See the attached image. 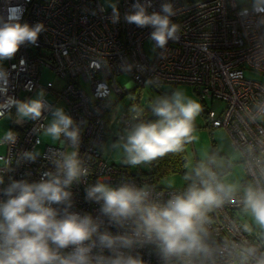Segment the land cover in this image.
<instances>
[{
  "label": "built area",
  "instance_id": "1",
  "mask_svg": "<svg viewBox=\"0 0 264 264\" xmlns=\"http://www.w3.org/2000/svg\"><path fill=\"white\" fill-rule=\"evenodd\" d=\"M164 2H170L176 11L171 20L179 26V39L169 40L166 48L160 49L149 38L150 27L139 28L125 21L134 0H114L115 20L112 7L101 0H0V21L6 20L9 7L18 5L23 9L21 23L43 25L35 45L25 43L13 58L0 61V70L7 74L8 95L24 100L35 90L43 67L62 79L57 89H51L49 82L55 100L46 101L64 108L80 128L75 150L89 170L87 177L69 189V211L90 214L100 222V231L113 235L130 234L131 222L127 227L111 224L100 212L101 204L86 199L87 187L98 180L112 187L130 184L145 188L149 203L164 204L192 184L201 186L202 178L195 175L181 188H163L149 174L133 172L129 166L103 157L101 146L107 135L123 139L125 129L146 122L152 114L150 107L145 108L134 120L133 109L141 108L138 104L120 111L117 101L127 90L115 80L120 74L129 75L135 89L153 88L157 97L163 93L159 85L184 83L193 86L202 102L220 103L221 109H207L208 126L223 128L231 146L241 153L247 174L241 187L264 189V81L245 76L246 71L264 76V12L255 11L254 3L239 4L238 0H151L148 12H159ZM112 94L117 96L115 101ZM14 112L13 108L11 114ZM48 116L49 112H43L39 120L22 125L12 120L8 130L17 133L16 143L0 145L4 148L0 152V200L5 199L2 190L13 180L39 182L45 172H55L59 152L73 150L67 142L59 141L46 145L35 161L23 159L24 152H36L42 132L39 125L46 127ZM203 166L222 183L212 159ZM244 197V190L236 191L206 212L204 249L200 252L166 262L155 243L123 251L138 255L143 264H260L264 261V234L251 235L237 217V212L245 209ZM53 207L62 210L64 206Z\"/></svg>",
  "mask_w": 264,
  "mask_h": 264
},
{
  "label": "clouds",
  "instance_id": "2",
  "mask_svg": "<svg viewBox=\"0 0 264 264\" xmlns=\"http://www.w3.org/2000/svg\"><path fill=\"white\" fill-rule=\"evenodd\" d=\"M111 7L115 20L116 5ZM150 7L151 0L143 3L134 0L124 19L139 28L150 27V40L157 48L165 49L169 40L179 39V26L171 20L176 11L170 2L162 3L159 12L149 13ZM253 7L264 12V0H254ZM22 12L21 6L9 7L6 20L0 21V61L13 58L25 43H37L43 25L21 23ZM0 97V118H12L14 108V123L22 125L25 121H37L43 112H49L51 120L47 126L39 125L42 134L52 141L67 142L73 149L59 152L54 160L55 172H45L39 182L13 180L2 190L5 199L0 200V264H143L138 255L123 250L155 243L167 262L171 257L204 249L206 212L223 203L224 197H231L234 186L216 182L215 173L201 165L196 169V175L202 177L201 186L192 184L183 194L158 204L148 202L145 188L130 184L112 187L98 180L86 188V199L100 203V212L111 224L127 227L131 222L132 225L131 233L125 235L100 231V222L90 214L69 211L72 207L69 189L89 174L75 150L80 128L73 118L64 108L48 104L43 91L30 100L8 95V79L3 70H0ZM150 108L157 119L136 123L127 132L124 143L115 145L122 146L124 162L128 165L150 163L167 153L180 152L195 139L194 121L202 110L201 104L183 90L157 98ZM133 111L135 120L143 109ZM16 139L17 133L7 130L0 138V145H14ZM38 155L34 151L24 152L23 159L35 161ZM0 184H3L2 176ZM243 203L245 211H250L256 223L264 227V189L249 187ZM53 205L64 207L60 210Z\"/></svg>",
  "mask_w": 264,
  "mask_h": 264
},
{
  "label": "rangeland",
  "instance_id": "3",
  "mask_svg": "<svg viewBox=\"0 0 264 264\" xmlns=\"http://www.w3.org/2000/svg\"><path fill=\"white\" fill-rule=\"evenodd\" d=\"M101 3L106 7H111L114 4V0H101ZM239 4H252L254 0H238ZM146 48L150 49L151 45L146 44ZM245 76L252 78L254 80L264 81V76L259 75L254 72H245ZM117 84L123 88H127L126 93L117 101L120 111L124 110L126 107L134 104L141 106L140 109L149 108L151 103L156 101L157 93L153 88L145 87L143 91L138 88L135 89L132 83L131 77L127 74H120L115 77ZM49 82L52 83L51 89H57L62 84V79H60L49 67H43L40 70V77L35 90L28 95H25L24 100H30L36 98L38 92H44V100L54 101L55 93L48 88ZM163 93H167L171 96L172 93L177 90H183L185 94L197 100L201 104V109L205 107L208 109L212 106L215 109H221V104L214 102L210 105L207 102H202L200 96L195 91L193 86L189 84H161L157 87ZM23 97V96H22ZM117 96L115 94L111 95L112 100H116ZM10 119L0 118V138L3 137L4 132L7 131L12 120L15 119V112L11 114ZM51 115L45 120L46 125L50 122ZM154 119L153 121H155ZM25 121L24 123H26ZM131 128L125 129L123 139H114L111 134L107 135L104 140L101 151L104 158L110 162L120 164L123 166H129L134 172L138 169L143 171H149L150 167L148 163L131 166L124 162L125 153L122 146L116 147L115 145H122L124 139L126 138L127 132ZM116 131V127L112 128ZM192 135L195 139L188 145L186 152L188 155V162L185 167V172L187 175H192L196 171L197 165H203L207 160L212 159L215 162L216 168L219 171L222 184L225 186H234L235 192L244 190L246 192L247 187H241V182L247 178L246 171L243 167L241 161V153L235 150L230 144V138L228 133L223 128H210L207 123L205 115L202 113L196 117L194 121V131ZM40 144L36 148V152L42 153L46 145H57L59 141H52L51 138L45 137L42 132L39 135ZM4 148L0 146V152H3ZM156 185L163 188H181L186 183V177L180 173L172 174L163 178H158ZM237 217L248 230L251 235L261 237L264 234V227L258 225L252 216L250 211H245V209L237 212Z\"/></svg>",
  "mask_w": 264,
  "mask_h": 264
},
{
  "label": "trees",
  "instance_id": "4",
  "mask_svg": "<svg viewBox=\"0 0 264 264\" xmlns=\"http://www.w3.org/2000/svg\"><path fill=\"white\" fill-rule=\"evenodd\" d=\"M168 96L167 93H162L158 98ZM157 100V99H156ZM207 109L202 108V113L205 115ZM190 143H186L184 148L180 152L176 153H167L163 157H159L156 160H153L149 164V171H143L141 169L137 170V173H147L149 174L154 181L158 178H163L172 174L180 173L186 177V183L189 182L192 178L195 177L196 173L192 175H187L185 172V167L188 162V155L186 148Z\"/></svg>",
  "mask_w": 264,
  "mask_h": 264
},
{
  "label": "water",
  "instance_id": "5",
  "mask_svg": "<svg viewBox=\"0 0 264 264\" xmlns=\"http://www.w3.org/2000/svg\"><path fill=\"white\" fill-rule=\"evenodd\" d=\"M154 119H157V117H155L153 114H150L147 119H146V122H151L153 121Z\"/></svg>",
  "mask_w": 264,
  "mask_h": 264
}]
</instances>
